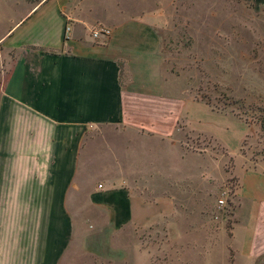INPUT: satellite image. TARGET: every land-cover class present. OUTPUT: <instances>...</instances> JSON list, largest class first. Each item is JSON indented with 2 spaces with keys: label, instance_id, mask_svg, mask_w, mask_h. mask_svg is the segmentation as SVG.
Returning <instances> with one entry per match:
<instances>
[{
  "label": "crops",
  "instance_id": "obj_1",
  "mask_svg": "<svg viewBox=\"0 0 264 264\" xmlns=\"http://www.w3.org/2000/svg\"><path fill=\"white\" fill-rule=\"evenodd\" d=\"M156 3L0 0L1 23L10 4L23 10L0 34V56L15 52L10 73L0 71V264H71L76 244L98 255L88 247L93 238L85 236L86 222L73 214L81 146L90 129L142 128L162 142L177 132L185 103L166 96ZM93 27L111 35L94 40ZM147 154V161L155 158ZM126 163L115 168L117 186L104 182L88 192L89 205L104 213L102 227L105 220L110 232L167 222L177 209L173 198L150 201L147 193L157 187L132 175ZM255 170L244 173L242 184H252L250 190L241 186L233 229L242 264L264 259V192L254 188Z\"/></svg>",
  "mask_w": 264,
  "mask_h": 264
},
{
  "label": "rangeland",
  "instance_id": "obj_2",
  "mask_svg": "<svg viewBox=\"0 0 264 264\" xmlns=\"http://www.w3.org/2000/svg\"><path fill=\"white\" fill-rule=\"evenodd\" d=\"M153 1L160 8L155 27L161 35L166 96L180 99L185 108L177 132L164 142L142 128L96 127L85 133L77 178L80 196L75 197L73 214L86 222L85 236L93 238L88 247L98 255L76 244L71 264H242L232 237L241 186L251 189L252 182L242 184L246 171L256 169L260 176L254 188L264 192V3ZM9 6L0 34L23 12ZM14 57L15 52L0 56L4 75L10 73ZM148 151L155 157L150 162ZM125 163L132 175L157 187V194L153 189L147 193L150 201L173 198L177 209L167 222L110 232L105 220L102 227L104 213L89 205L88 192L93 185L113 183L119 174L115 168ZM255 264H264V259Z\"/></svg>",
  "mask_w": 264,
  "mask_h": 264
},
{
  "label": "built area",
  "instance_id": "obj_3",
  "mask_svg": "<svg viewBox=\"0 0 264 264\" xmlns=\"http://www.w3.org/2000/svg\"><path fill=\"white\" fill-rule=\"evenodd\" d=\"M70 27L67 26L65 28V34L68 36V34L70 33ZM91 37L94 39V40H98L99 38L103 37V38H108L110 35H111V30L108 29V28H105V27H98V28H95V29H92L91 32ZM219 204L222 206L224 205V201L221 200L219 201Z\"/></svg>",
  "mask_w": 264,
  "mask_h": 264
},
{
  "label": "trees",
  "instance_id": "obj_4",
  "mask_svg": "<svg viewBox=\"0 0 264 264\" xmlns=\"http://www.w3.org/2000/svg\"><path fill=\"white\" fill-rule=\"evenodd\" d=\"M261 130H262V133L264 135V119L261 121Z\"/></svg>",
  "mask_w": 264,
  "mask_h": 264
}]
</instances>
